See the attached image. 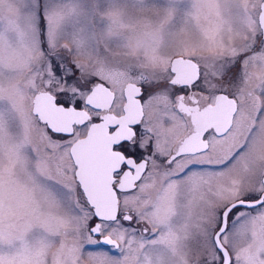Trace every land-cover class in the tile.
Segmentation results:
<instances>
[{
	"label": "rangeland",
	"instance_id": "obj_1",
	"mask_svg": "<svg viewBox=\"0 0 264 264\" xmlns=\"http://www.w3.org/2000/svg\"><path fill=\"white\" fill-rule=\"evenodd\" d=\"M255 1L41 0L39 12L48 16L50 39L55 44L51 54L83 71L92 69L88 68L91 65L97 68L104 60L119 59L113 62H119L122 70L113 72L111 79L122 83L131 78L133 65L141 68L152 64V54L155 62L164 66L165 52L184 53L187 38L190 47L204 46L216 38L218 30L222 38L227 32L228 44L232 45L233 38H241L239 32L245 29L249 17L241 3L252 2V11ZM36 24V0H0L2 264H82L81 260L90 264H202V257L212 252L201 225L210 228L211 224L204 222L212 218L215 208L258 189L264 155H258L259 163H255L252 153H243V162L235 166L185 177V192L195 190L199 195H185L176 201L167 243H160L159 232L153 236L148 229L149 223L156 222L149 215L144 217L148 224L138 222L137 230L128 229L127 238L113 229L103 232L122 243L120 250L111 249L115 255L102 250L85 251V243L99 242L89 235L86 216L73 215L44 190V186L57 191L69 189L75 179L70 177L65 154L56 151L53 145L57 142L47 137L32 114L35 72L44 60L36 41ZM116 47L124 49L112 53ZM12 69L18 72L13 79ZM262 133L259 136L257 132L259 148L264 146V120ZM221 154L214 156L215 161L225 156ZM162 175L164 172L159 171L155 176L157 183ZM155 178L151 176L150 180ZM71 200L75 204L76 196ZM201 200L207 202L206 210ZM80 203L83 204L81 197ZM143 227L147 233H143ZM229 238L232 242L227 244L239 264H264V228L258 221L250 220L246 229L230 233L226 240Z\"/></svg>",
	"mask_w": 264,
	"mask_h": 264
},
{
	"label": "flooded vegetation",
	"instance_id": "obj_2",
	"mask_svg": "<svg viewBox=\"0 0 264 264\" xmlns=\"http://www.w3.org/2000/svg\"><path fill=\"white\" fill-rule=\"evenodd\" d=\"M263 2L264 0H256L252 11V2L250 4L241 3V6L248 11L249 17L245 29L239 32L241 38H233L232 45L228 44L230 41L227 40L229 38H226L229 37L227 32L222 38L218 30L215 35L216 38L204 46L193 45L190 47L188 46L189 38H187V42L184 43L187 46L184 48V53L172 52L168 54L165 52L167 62L164 66L156 63L154 54H152L153 56L150 58L153 60L152 64H144L141 68L133 65L131 78L122 83H117L111 79L113 72L122 70L118 68L122 67L119 62H113L119 59H110L111 62L104 60L102 64L99 62L97 68H93L91 65L88 68L92 69L86 68L84 71L81 69L87 78H97L96 86L90 94V100L100 111L89 114L101 116L102 121L96 125L90 124L73 140L76 142L86 137L90 131L96 128L106 142L104 150L99 149V145L96 148L89 147L90 149L86 153L89 161H105L114 165L112 167L118 166L119 158L110 153V144L121 138H131L132 132L129 125L141 121L142 128L146 130L142 144H146L151 139L156 153H163L169 159L178 157L170 169L165 166H158V169L154 168V162L150 161V176L145 178L135 192L128 197L121 198L122 212L140 213L144 211L157 200L162 187H166L164 182L168 177L181 172L188 164L218 165L241 147H243V151L228 167L243 162V159L240 158L243 153H252L255 163H259L258 155H264V146L259 148L257 140L258 134L259 136L260 134L263 135L264 120V37L259 23ZM214 44L217 45L214 46ZM222 44L223 48H221ZM227 45H230L228 49ZM122 49L124 48L116 47L112 53H119ZM134 52L139 54L136 48H134ZM142 56L144 55L142 54ZM140 60L142 59L140 58ZM237 60L241 64L239 74L234 83L230 82L226 86L227 92L235 94V98L230 99L228 95L216 94L211 89H216L218 86L211 82L209 74L211 77L222 75ZM11 73L13 79V75L18 72L12 69ZM198 73L202 77L201 84L197 88H189L183 97L174 94L171 87L165 86L169 80L176 84L191 85L196 80ZM227 79L231 81V76H228ZM155 81H162L163 83L157 87L153 83ZM141 84H151L155 88L154 93L142 102L137 99ZM199 87L208 88L209 91L207 93L201 92L198 90ZM36 95L35 93L32 99L34 117L36 115L33 113V101ZM45 110L46 106H44L43 111L45 112ZM85 117L87 119L88 115ZM36 118L39 120V117ZM107 125H118V127L115 132L109 135ZM206 132L209 134L206 139L202 140L201 137ZM189 137H196L195 144L198 149L194 153L187 152L184 148V142ZM222 140H226L227 143H223ZM205 148H207V152L202 153L201 150ZM220 153L225 154V156L215 161L214 156ZM210 154L213 159H211ZM67 161L70 167V177L74 178L71 171L72 162L66 156ZM251 165L254 164L251 163ZM137 167L139 168V166ZM141 171L142 168H139L134 175L126 174L121 186L132 188L133 181L139 178ZM159 171L164 172L165 175H162L159 183H157L155 176ZM151 176L155 179L150 180ZM261 180H264V172L259 176V182ZM170 183L172 185L181 184L184 187V179L173 180ZM151 188L152 191L149 190ZM212 189L213 191L216 190L214 187ZM81 198L83 199V197ZM204 202L201 200L202 204ZM236 202H238V198L229 200L228 204ZM205 203L204 210L208 205L207 202ZM250 215L253 216V214ZM145 216L140 217L143 223L148 221L144 219ZM148 225L157 231V222H151ZM137 226L134 224L133 229L137 230ZM150 226L148 229L153 233L154 231ZM144 229L147 228L141 229L143 233H145ZM105 236L109 235L107 233L101 235L99 241ZM114 240L118 245L112 244L108 247L116 251L120 250L122 243L120 240ZM230 242H232L231 238L229 240L225 238L224 243ZM88 244L91 243H85V245ZM115 257L121 259L123 256L117 255ZM234 257L236 258L237 255L234 254ZM81 261L82 264L86 263V261Z\"/></svg>",
	"mask_w": 264,
	"mask_h": 264
},
{
	"label": "snow or ice",
	"instance_id": "obj_3",
	"mask_svg": "<svg viewBox=\"0 0 264 264\" xmlns=\"http://www.w3.org/2000/svg\"><path fill=\"white\" fill-rule=\"evenodd\" d=\"M41 0H36L37 8V24H36V41L39 45L40 52L44 57L39 69L35 72L34 84L36 87L33 92L44 98L45 105L50 100L51 107L55 110L88 115L86 120L72 121L67 125L69 130H62L64 127L61 122L59 127H53L48 120L39 119L38 124L44 128V132L51 141L57 142L53 146L56 151L65 154L71 164V171L75 179V184L69 189H61L57 191L53 187L44 186L56 201L67 207L75 216L84 214L87 218V229L89 235L99 241V237L103 232L109 229L115 230L117 233H123L127 238L130 233L128 229H133V225L140 220L141 216L151 215L157 222V231L153 232V236H157L160 243H167L170 239V233L173 228L172 216L176 201L185 195L196 198L199 194L193 191L185 192L182 185H172L173 180H183L190 174L202 175L205 171L215 173L227 168L235 158L243 151V147L238 149L223 163L218 165L204 164H188L183 170L175 175H171L164 182L166 187H162V191L157 200L148 208L140 213L131 211H121V198L128 197L135 192L138 186L150 176L149 162L152 161L153 167L165 166L170 169L178 157L169 159L163 153H156L153 148L151 139L146 144H142V138L146 135V130L142 128V121L129 125L132 135L131 138H121L113 141L109 146L111 154L119 158L118 166L112 167L109 173V180L106 186H102L95 174L89 173L82 161L76 157V142L73 137H77L79 133L87 129L88 126L101 123L102 117L99 115H90L92 112H99L100 109L91 103L90 94L96 86L97 78H85L81 69L74 63L68 62L65 58L51 54V50L55 47L54 41L50 39V30L48 24V16L41 15L39 9ZM240 61L228 68L226 73L217 77H209L211 82L216 84V89H211L219 95H228L230 99L235 98V94H229L226 90L228 83H234L236 76L240 71ZM175 75V73H173ZM231 76V81L227 79ZM202 77L198 73L196 80L191 85L176 84L172 80L167 82L166 87H171L174 94L181 97L187 94L189 88H197L201 84ZM157 87L161 86L162 81L153 82ZM223 89V91H221ZM201 92L207 93L208 88L199 87ZM155 91L150 85H140L139 95L137 99L141 102ZM36 117L40 113H35ZM3 120V113H0V121ZM118 125H107V132L111 135L116 131ZM209 133H205L201 139H206ZM47 151V149H46ZM207 152V148L201 150ZM184 155V153H181ZM142 168L138 179L133 181L132 188L122 187V181L127 175H134L139 168ZM67 171V170H66ZM76 196L75 204L72 203V196ZM80 197H83V204L80 203ZM109 197L114 198L115 207H111ZM202 199V196H200ZM255 213V216L250 214ZM258 221L264 228V180L258 183L256 191L247 192L238 197V202L228 204L225 203L213 210L212 218L205 224L210 223L211 227L203 224L204 232L207 235V243L211 248L212 255L202 257V264H239L238 259L234 257L228 244L224 240L230 233L244 230L248 227L249 221ZM102 226V230H97ZM135 229H133V232ZM148 229H144L147 233ZM4 239V233L0 231V242ZM85 251H106L112 255L114 252L108 247L106 242L99 241L96 244L84 245ZM2 264V261H0Z\"/></svg>",
	"mask_w": 264,
	"mask_h": 264
},
{
	"label": "water",
	"instance_id": "obj_4",
	"mask_svg": "<svg viewBox=\"0 0 264 264\" xmlns=\"http://www.w3.org/2000/svg\"><path fill=\"white\" fill-rule=\"evenodd\" d=\"M259 22L263 30V37H264V2L261 6V13L259 15ZM44 106H46L45 112L43 111ZM40 113L39 119H45L48 120L49 123L53 127H59L61 122L63 123L64 127L62 130H69L67 128V125L72 121H82L86 120V117L84 114H75V113H68V112H62L55 110L51 107L50 100L47 101V104L45 105L44 98L39 96L38 94L34 97L33 101V113ZM98 130L94 128L92 131L88 133V135L84 138H81L76 141V157L77 160L82 161L83 165L85 166L86 170L89 173L95 174L101 185L106 186L108 180H109V173L110 169L112 168V164L103 162V161H89L86 153L88 149H90V146H93V148H96L99 145V149L104 150L105 148V139H103ZM196 137L188 138L184 142V148L185 151H189L190 153H194L197 151L196 147ZM91 148V149H93ZM107 169V170H106ZM109 202L111 207L114 209L115 207V201L114 198L109 197ZM100 241L106 242L107 245H115L117 246V242L112 239L110 236H105L100 239Z\"/></svg>",
	"mask_w": 264,
	"mask_h": 264
}]
</instances>
